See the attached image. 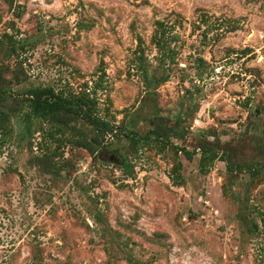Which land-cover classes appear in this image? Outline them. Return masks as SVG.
Listing matches in <instances>:
<instances>
[{
	"label": "rangeland",
	"instance_id": "rangeland-1",
	"mask_svg": "<svg viewBox=\"0 0 264 264\" xmlns=\"http://www.w3.org/2000/svg\"><path fill=\"white\" fill-rule=\"evenodd\" d=\"M13 3L11 8L0 0V64L21 60L26 77L12 91L91 87L102 60L106 77L96 108L115 126L134 117L133 131L144 135L156 111L170 124L183 118L184 136L171 137L174 145L192 150L203 131L211 130L221 141L239 143V156L252 155L249 137L264 128V112L253 115L264 107L261 0ZM202 14L209 27L200 22ZM155 20L176 23L179 56L169 80L148 94L131 60L140 36L156 64L150 43ZM195 24L200 28L194 30ZM7 31L24 45L18 58L8 55ZM199 57L205 62L200 78L194 68ZM162 73L155 71L157 77ZM54 149L41 132L29 142L15 132L0 148V264H129L127 258L134 264H264L261 239L247 237L237 220L246 209L222 195V162L203 174L198 151L192 160L179 154L184 184L175 186L168 178V150L134 149L110 135L94 157L69 145L59 150L62 156ZM48 156L58 172L45 168ZM125 160L134 167L132 178L121 169ZM247 180L240 175L233 188L240 197ZM249 196L264 210V182ZM250 218L258 219L254 211Z\"/></svg>",
	"mask_w": 264,
	"mask_h": 264
},
{
	"label": "trees",
	"instance_id": "trees-1",
	"mask_svg": "<svg viewBox=\"0 0 264 264\" xmlns=\"http://www.w3.org/2000/svg\"><path fill=\"white\" fill-rule=\"evenodd\" d=\"M12 8L14 0H8ZM251 1V0H247ZM264 4V0H261ZM22 12L18 15L21 16ZM179 20V18L177 19ZM200 22L209 27V17L205 14L200 16ZM181 22H179L180 25ZM176 23H167L163 20L154 21V29L150 38V43L155 47L158 55L154 65L147 57L144 42L140 36L137 37V48L134 51L131 64L140 74L143 85L148 94L156 91L159 86L169 80L170 71L177 66L179 51L176 47L179 35L175 31ZM81 26V25H79ZM92 27L86 25L87 29ZM200 28L195 24L194 30ZM230 30L234 27H229ZM206 36V33L205 35ZM5 37L10 45V54L18 58V49L22 50L24 45L20 43L14 35L5 33ZM217 38V35L216 37ZM20 43V44H19ZM204 60L195 59L194 68L197 77H201L202 71L199 69L204 64ZM163 69L159 77L155 75L156 69ZM97 70L100 72L98 78L94 80L91 87L87 83L82 85L78 91L57 89L53 86H30L20 90L12 91V86L20 85L26 75L23 71L22 61L16 59L15 63L0 64V148L11 138L13 133L30 137L34 132H41L43 139L49 138L55 143L52 154L62 156L65 145L74 148H82L89 155L94 157L96 150L102 145L104 139L110 135L112 137L125 139L134 149L138 146L147 148L154 147L158 153L166 150L171 152L172 167L168 173V178L175 186L184 184L181 176L182 162L179 154L187 160H192L199 152V170L205 174L210 171L216 161L222 162L225 166V173L221 184V192L225 198L231 199L233 203H238L239 207L246 209L245 212L237 213V220L245 227V235L250 238L261 239L264 247V210L257 208L250 201V192L264 182V128L258 135H252L251 153L248 156H239L237 145L231 141H221L215 136L214 131H203L197 138V144L192 150L186 147L174 145L171 137L183 138L184 132H180V125L184 122L183 118L170 121L154 111L150 115V125L152 129L144 135H139L133 131L134 117L126 124L122 121L120 127L115 126L110 120L101 117L97 112V93L102 88L103 79L106 77L104 63L101 60ZM8 76V77H7ZM264 107H256L253 111L255 117L261 116ZM47 125V128L44 127ZM81 128L92 131V134L81 132ZM213 130V129H212ZM243 140V139H241ZM246 139H244L245 141ZM243 141V142H244ZM43 162V161H42ZM51 157L48 156L47 162L43 163L45 168H54V172L59 169L52 165ZM65 164H68L66 162ZM52 166V167H51ZM64 165L60 166V170ZM121 169L127 177H134V167L128 160H125ZM248 176L244 184V197L233 191L240 175ZM254 211L257 220L250 218V213ZM98 218V216H97ZM129 264H134L133 260L127 258ZM151 264V263H149Z\"/></svg>",
	"mask_w": 264,
	"mask_h": 264
},
{
	"label": "built area",
	"instance_id": "built-area-1",
	"mask_svg": "<svg viewBox=\"0 0 264 264\" xmlns=\"http://www.w3.org/2000/svg\"><path fill=\"white\" fill-rule=\"evenodd\" d=\"M40 5H42V7H47V6H48V5H46L43 1H41ZM52 5H54V3L51 4V6H52Z\"/></svg>",
	"mask_w": 264,
	"mask_h": 264
}]
</instances>
